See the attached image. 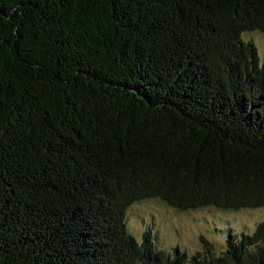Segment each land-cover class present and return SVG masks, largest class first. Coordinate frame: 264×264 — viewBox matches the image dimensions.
Instances as JSON below:
<instances>
[{"label":"trees","instance_id":"1","mask_svg":"<svg viewBox=\"0 0 264 264\" xmlns=\"http://www.w3.org/2000/svg\"><path fill=\"white\" fill-rule=\"evenodd\" d=\"M254 31L264 0H0V264H264V218L187 256L124 213L264 206Z\"/></svg>","mask_w":264,"mask_h":264},{"label":"rangeland","instance_id":"2","mask_svg":"<svg viewBox=\"0 0 264 264\" xmlns=\"http://www.w3.org/2000/svg\"><path fill=\"white\" fill-rule=\"evenodd\" d=\"M242 37L254 43L260 63L264 62V36L254 31ZM124 213L125 226L135 240L140 241L148 231L155 246L168 255L179 249L189 256L202 250L200 238L208 240L213 250L219 252L225 246V230L236 234L251 233L256 223L264 218V206L234 211L209 206L182 210L152 197L134 202Z\"/></svg>","mask_w":264,"mask_h":264}]
</instances>
